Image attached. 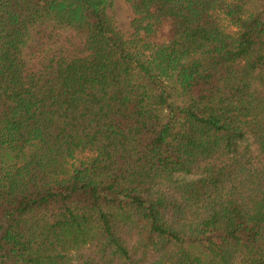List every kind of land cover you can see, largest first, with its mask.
Here are the masks:
<instances>
[{"label": "trees", "instance_id": "obj_1", "mask_svg": "<svg viewBox=\"0 0 264 264\" xmlns=\"http://www.w3.org/2000/svg\"><path fill=\"white\" fill-rule=\"evenodd\" d=\"M0 0V264H264V0Z\"/></svg>", "mask_w": 264, "mask_h": 264}, {"label": "rangeland", "instance_id": "obj_2", "mask_svg": "<svg viewBox=\"0 0 264 264\" xmlns=\"http://www.w3.org/2000/svg\"><path fill=\"white\" fill-rule=\"evenodd\" d=\"M110 15L116 22L117 27L125 34H130L129 21L131 12L128 6L121 0H116L113 8L110 10Z\"/></svg>", "mask_w": 264, "mask_h": 264}]
</instances>
